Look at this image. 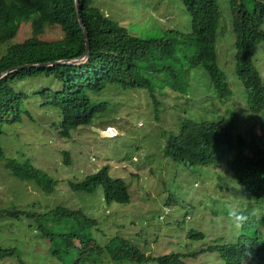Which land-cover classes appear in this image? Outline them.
<instances>
[{
  "label": "rangeland",
  "instance_id": "obj_1",
  "mask_svg": "<svg viewBox=\"0 0 264 264\" xmlns=\"http://www.w3.org/2000/svg\"><path fill=\"white\" fill-rule=\"evenodd\" d=\"M92 3L131 34L144 38L159 36L167 29L182 33L190 29L189 16L178 0ZM216 3L220 11L214 43L216 65L231 91V98L223 103L209 90V76L199 65L190 68L181 79V89L176 91L158 73L149 79V89L108 84L98 93H91L92 100L105 102L104 111L90 125L78 126L68 137H62L58 134V110L40 105L31 94L53 81L31 77L14 83L15 90L23 91L27 98L22 102L19 119L1 126L0 211L80 210L95 222L91 231L97 244L117 235L152 256L198 253L209 245L234 243L238 236H251L262 203L253 202L235 183L224 161L219 165L187 166L168 158L164 150L186 119H212L233 111L243 122L241 130L250 123L245 102L239 99L243 98V86L234 73L235 37L228 0ZM33 36L50 41L60 37V31L55 26H45L35 35L29 21L23 20L13 38L0 43V56L12 43ZM250 51L264 84V43H256ZM188 56L184 60L192 64L195 59ZM6 158L28 162L55 180L52 192H44L32 180L14 176L3 166ZM102 165H107L110 177L125 182L128 203L106 202L100 186L91 192L68 186L69 181H79ZM229 207L247 217L239 230L231 224ZM36 224L24 216H0V264H61L51 256L47 240L38 237ZM260 229L264 236V228ZM188 231L200 232L203 237L188 238ZM182 259L185 264H223L217 252H200ZM98 264L131 263L111 262L103 254Z\"/></svg>",
  "mask_w": 264,
  "mask_h": 264
},
{
  "label": "trees",
  "instance_id": "obj_2",
  "mask_svg": "<svg viewBox=\"0 0 264 264\" xmlns=\"http://www.w3.org/2000/svg\"><path fill=\"white\" fill-rule=\"evenodd\" d=\"M178 1L189 16V31L182 33L167 29L159 36L144 38L131 34L109 19L93 5L92 0H77L89 44L88 58L77 64L23 68L2 76L0 134L4 123L19 119L22 102L27 98L23 91L15 90L14 83L31 77L53 81L31 94L38 98L40 105L58 110V134L62 137H68L78 126L90 125L104 111L105 102L92 100L90 94L98 93L108 84L124 89H149V79L159 73L165 77L162 81H167V85L176 91L190 68L199 65L209 76L212 94L221 103L231 98L224 74L216 65L214 43L220 18L216 0ZM228 7L235 37L234 73L243 86V98L239 99L245 102L250 123L241 130L243 122L233 111L227 115L217 114L212 119H186L178 132L168 139L164 150L168 158L187 166L219 165L224 161L235 183L253 202L262 203L251 236H238L234 243L209 245L198 253L217 252L223 264H241L245 261L244 248L251 244L254 246L253 258L249 262L264 264V236L260 229L264 228V84L250 51L256 43H264V0H228ZM23 20L29 21L35 35L40 34L45 26H55L60 37L47 41L33 36L12 43L0 56V71L25 63L70 60L83 52L84 41L73 0H0V43L12 39ZM186 55H192L195 61L188 64L184 60ZM0 158H3L1 146ZM3 166L20 179L32 180L46 193H51L56 185L55 180L28 162L6 158ZM68 186L71 190L84 192L100 186L106 202H129L125 182L110 177L107 165L79 181H69ZM3 214L34 219L38 237L47 240L51 256L61 264H77L79 261L80 264H98L103 254L117 263L185 264L182 258L198 254L168 252L159 256L147 255L117 235L102 241V245L97 244L91 231L95 222L80 210L54 208L35 213L17 208L0 211V216ZM185 236L203 237L202 233L191 231Z\"/></svg>",
  "mask_w": 264,
  "mask_h": 264
},
{
  "label": "water",
  "instance_id": "obj_3",
  "mask_svg": "<svg viewBox=\"0 0 264 264\" xmlns=\"http://www.w3.org/2000/svg\"><path fill=\"white\" fill-rule=\"evenodd\" d=\"M74 3V8H75V12H76V17H77V22H78V26L80 28L82 37H83V41H84V50L81 53V55L72 58L70 60L67 59H60V60H55V61H51V62H43V63H25V64H20V65H16V66H12L10 68H7L3 71H0V78L2 76H4L5 74L12 72L14 70H18V69H23V68H42V67H46V66H50V65H56V64H77V63H81L83 61H85L88 58L89 55V44H88V40H87V34L84 30L81 18L79 16V8H78V4H77V0H73ZM97 131H100L99 129H96Z\"/></svg>",
  "mask_w": 264,
  "mask_h": 264
},
{
  "label": "clouds",
  "instance_id": "obj_4",
  "mask_svg": "<svg viewBox=\"0 0 264 264\" xmlns=\"http://www.w3.org/2000/svg\"><path fill=\"white\" fill-rule=\"evenodd\" d=\"M228 217L231 221L232 226L239 230L243 227L245 222L247 221V217L243 215L238 209L229 207L228 209ZM253 248L251 244L246 245L243 251V255L245 258V264L247 261L253 258Z\"/></svg>",
  "mask_w": 264,
  "mask_h": 264
},
{
  "label": "bare ground",
  "instance_id": "obj_5",
  "mask_svg": "<svg viewBox=\"0 0 264 264\" xmlns=\"http://www.w3.org/2000/svg\"><path fill=\"white\" fill-rule=\"evenodd\" d=\"M109 132V131H108Z\"/></svg>",
  "mask_w": 264,
  "mask_h": 264
}]
</instances>
